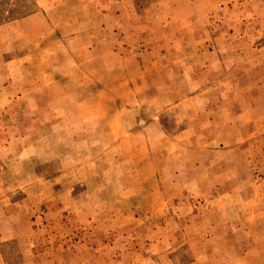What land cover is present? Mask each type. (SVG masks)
I'll return each mask as SVG.
<instances>
[{
    "label": "rangeland",
    "instance_id": "1",
    "mask_svg": "<svg viewBox=\"0 0 264 264\" xmlns=\"http://www.w3.org/2000/svg\"><path fill=\"white\" fill-rule=\"evenodd\" d=\"M0 264H264V0H0Z\"/></svg>",
    "mask_w": 264,
    "mask_h": 264
}]
</instances>
